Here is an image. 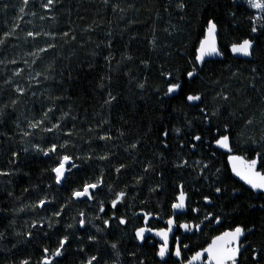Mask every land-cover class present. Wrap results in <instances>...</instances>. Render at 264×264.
Wrapping results in <instances>:
<instances>
[{
  "label": "snow or ice",
  "instance_id": "6c2138e0",
  "mask_svg": "<svg viewBox=\"0 0 264 264\" xmlns=\"http://www.w3.org/2000/svg\"><path fill=\"white\" fill-rule=\"evenodd\" d=\"M63 2L40 0L39 7L45 14L40 15L39 20L56 21V15L49 13L62 7ZM102 2L105 6L110 5V0ZM231 2L236 8L243 6L236 4V0ZM30 3L36 6V0H21L19 21L25 22ZM244 3L253 10L247 16V36L222 45L227 33L222 35L219 19L213 15L200 26L190 52L187 44L176 49L177 55L186 60L183 70H165L164 65H160L159 76L166 88L162 94L159 87L153 90L158 105H163L165 99L182 96L180 108L174 111L195 109L198 115L190 118L188 112H183V123L172 127L171 120L162 112L158 122L148 129L150 133L155 128L157 133L151 149L147 148L143 137L126 146L115 142L124 139L127 133L118 129L114 136L112 120L108 117L123 99L119 88L121 68L134 57L122 54L121 60L113 65L111 31L105 34L106 41L95 43L90 35L86 41L78 39L71 21L67 30L53 25L47 30L33 27L24 31L19 22L0 27V66H3L0 69V145L4 142L19 145L18 150L10 149L9 164L15 167L0 168V183H11L7 178L16 174L21 160L25 161V166L29 161L44 165L39 177L41 183L24 189L25 193H38L37 198H25L18 207L0 209V245H3L0 251L11 252L7 244L17 249L19 245L39 246L43 241L55 238L53 244L39 247L37 260L26 256L14 264H64L73 254L77 256L76 264H124L122 239H109L118 231L121 238L128 237L133 242L132 250L127 253L131 258L128 264H169V261L172 264H264V240L259 246L248 241L249 235L264 232V223L237 224L213 235L206 246L196 251L184 242L191 238L187 234L203 235L206 230L215 232L223 224L227 214L218 207L217 201L227 198V203L233 204L243 195L242 188H229L228 180L232 177L247 186L249 195L264 199V108L258 120L255 115L243 117L245 130L235 131L232 120L236 118V111L229 109L234 107L236 96L227 91L228 85L222 83V78L225 71L231 73L229 79L238 77L240 72H232L230 64L220 69L211 67L224 63L226 51L246 57L247 63L253 65L250 85L257 90L258 68L254 61L264 59V0H244ZM110 6L113 13L127 10L120 3ZM132 7L128 5V8ZM7 8L8 5L4 4L3 10ZM187 8V0H175L174 10L180 20L185 18L183 14ZM207 10L205 7L204 11ZM70 12L69 9V15ZM30 14L37 16L34 11ZM226 15L230 22L237 20L235 11L229 10ZM93 25H96L95 21ZM93 25L83 28L80 36L94 33L96 27ZM171 27L173 32L177 30L176 25ZM233 27L238 29L240 24L234 23ZM21 31H24L23 38L19 35ZM164 31L168 32V29ZM173 32L168 34L171 36ZM21 42L28 44L30 50L19 57L8 56L7 53L15 52ZM89 43H95L89 54L92 59L87 64L90 72L99 71L96 58L101 52L97 50L102 46L109 49L107 55L102 56L106 71L95 82V90L103 97L100 107L108 110V117L95 113L100 119L94 124L86 115L79 118L71 108L65 111L61 107L70 97L65 94V70L58 68L59 61L65 58L61 51L66 45L84 48ZM149 46L153 52L160 46L155 28ZM216 57L220 59H213ZM9 65L13 67L9 68ZM140 65L147 73L153 67L149 59H141ZM131 71L129 69L122 75L129 78L130 85L135 81L143 99L149 86V75L139 80ZM67 79H72L70 71ZM41 86H45L44 91L38 96ZM210 90L214 91L211 109L207 103ZM246 107L247 104L241 105V110ZM84 111L86 113L87 109ZM11 117L14 119L9 128ZM121 147L126 157H121L117 151ZM149 151L150 158L145 154ZM127 157L132 159L125 162ZM220 157L226 158L223 166H217ZM137 164L140 165L139 171L134 167ZM130 172L133 173L131 179L125 182L123 178ZM145 187L147 195H142ZM168 189L173 195L161 200ZM6 196L13 198L14 194L7 191ZM153 199L156 205L150 208ZM165 206L168 212L167 218L163 219L161 209ZM243 207L255 208L256 205L244 204ZM259 207L264 210V203ZM20 213L30 214L31 218L17 230ZM162 219L163 227L151 226V221ZM130 226L131 233L128 231ZM147 246L152 248L150 258L143 255ZM186 252L192 254L188 256Z\"/></svg>",
  "mask_w": 264,
  "mask_h": 264
},
{
  "label": "trees",
  "instance_id": "16d2710c",
  "mask_svg": "<svg viewBox=\"0 0 264 264\" xmlns=\"http://www.w3.org/2000/svg\"><path fill=\"white\" fill-rule=\"evenodd\" d=\"M39 3L40 0H36L35 7L30 3L29 15L25 16V22L30 23H25L18 20V9L21 6V0H0V27H10L12 23L19 22L22 24L24 31L31 30L33 27L36 30H47L53 25L62 30H67L69 21H71V27L76 30L78 39L86 41L90 35L92 41L95 43L106 41L108 37L105 34L111 31L113 33V48L110 51L115 57L113 65L115 66L116 62L121 60L122 54L127 53L134 57L132 61L125 62L119 74L121 77L119 88L123 97L120 101V106L112 111L110 117H108V110L101 109L100 107L103 102V97L95 90V82L99 75L106 71L102 56L107 55L109 49L102 46L101 49L97 50L101 52V56L96 58L98 60L97 66L99 71L90 72L87 64L92 59L89 54L95 48V43H89L84 48H80L78 45L71 47L66 45L61 51V55L65 58L59 61L58 68H64L65 70V94L70 97L61 104V107L65 111L71 108L73 114L79 118H83L86 115L88 121L93 124L100 119V116L95 115V113H100L101 116L108 117L112 120V133L114 136L117 134L118 129L127 133L124 139L115 141L117 144L126 146L127 143L132 142L136 138L143 137L149 149L153 148L152 142L156 140L157 133L155 128L150 133L148 129L151 125L158 122V118L162 115V112L165 114L166 119L171 120L172 127L183 123V112H188L190 118L192 115H198L195 109L190 110L184 108L183 111H174V109L180 108V102L183 99L182 96H177L176 99L172 100L165 99L163 105H158V98L153 90L159 87L162 94L166 88L165 82L159 76L160 65H164L165 70H183L186 67V60L184 56L177 55L176 49H182L183 45L187 44L188 52H190L191 45L196 42V36L199 33L200 26L206 19L213 15L219 19L222 35L227 33V39L221 41L222 45L247 36L249 29L247 16L253 12V10L247 8V5L242 0H236V4L243 5L239 8H236L231 0H187L188 8L183 14L185 18L180 20L179 15L174 10L175 0H110V5L120 3L121 7L127 9L124 13H113L111 6H105L102 0H64L62 7H58L54 13H49V15H56L57 20L42 22L39 20V16L45 13L39 7ZM4 4L8 5L6 10H3ZM130 4L133 5L132 8H128ZM205 7L208 9L207 11H204ZM165 8H168V11H165ZM69 9L71 10L70 15ZM229 10L236 12V21L230 22V18L226 15ZM32 11L36 12L37 16H31L30 12ZM120 16H123V19H120ZM93 21L98 26L93 25ZM237 22L240 24L238 29L233 27V24ZM89 25L95 26L96 31L81 37V30ZM171 25L177 26L175 32H173ZM153 28L156 29V35L160 45L155 52L149 46ZM165 28L168 29V32H173V35L170 36L168 32H165ZM24 31L19 33L21 38L24 36ZM0 35H2V32H0ZM133 36L136 39H130ZM40 43L43 44V41ZM28 50H30L29 45L21 42L20 47L15 52H9L7 55L10 57H19ZM188 52H185V56L190 59L191 57L188 55ZM141 59H149L152 62L153 67L150 73H147L140 65ZM213 59L219 60L220 58L216 57ZM247 59L243 56H234L226 51L223 64L217 63L211 65V67L220 69L230 64L232 66V72H236L237 70L240 72L238 77L229 79L231 73L225 71L222 78V83L228 85L227 91L236 96V103L229 110L236 111V118L232 120V123L234 130L237 132L245 130L243 127V117H252L255 115V118L258 120L260 118L259 113L264 108V79H261V77H264V59L254 61L258 68V72L256 73L257 80L255 81L257 90H253L250 85L252 76L251 68L253 65L247 63ZM12 67L9 65V68ZM2 68L3 66H0V69ZM129 69L132 70V76L139 80H142L144 75H149V86L143 93V99L140 98V90L135 87V81L130 85L128 83L129 78L122 75L123 72ZM69 71L72 75L71 80L67 79ZM44 87L41 86L38 91V96L39 92L44 91ZM185 91H187V86L185 87ZM56 94L59 93L57 92ZM213 94L214 91L210 90L207 97V103L210 109L212 107L211 97ZM243 104H247V107L241 110V105ZM84 109H87L86 113ZM168 113H171V115L168 116ZM121 117H123V120L120 119ZM12 119L14 117L9 118V128L11 127ZM124 121H127V123ZM146 133L147 135H145ZM256 134L258 135L259 133ZM18 148L19 145L15 143L10 144L4 142L0 145V168L8 169L15 167L9 164L10 149L18 150ZM117 151L121 157H126L127 154L123 152V147L117 149ZM145 154L149 158L151 157L150 151ZM249 155H254V153H249ZM131 159L132 157H127L125 162ZM225 159V157H220L217 166H223ZM43 167L44 165L39 161H29L27 166H25V161L21 160L20 166L16 168V174L7 178L11 183H0V209L8 210L12 207H18L25 198L28 200L36 199L38 193H25L24 189L41 183L39 177ZM134 167L137 171L140 170L139 164ZM24 173H29L30 175H24ZM132 174L130 172L128 176L124 177V181L130 180ZM228 186L230 189L232 187L242 188L243 195L233 204H228L227 198L223 201H217L218 207L223 209V212L227 216L217 231L210 232L206 230L205 234L195 236L198 241H207L213 235L237 224L251 226L253 223H264V210L259 207L260 204L264 203V199H257L255 195H249L247 186L243 185V182L239 181L238 178L232 177L229 179ZM204 190L206 192L208 191L207 188ZM7 191L13 192V198L6 196ZM61 195H67V193H61ZM142 195H147L146 187ZM172 195V190L168 189L160 199L165 200ZM244 204H255L256 207H243ZM155 205L156 200L153 199L149 207L154 208ZM81 207H84V205H81ZM161 211L163 213V219H166L167 207L165 206ZM30 218V214L20 213L17 217V230H20L24 226L25 220ZM128 231L131 233V226ZM109 239H122L121 248L124 252L122 260L124 264H128L131 258L127 253L132 250L133 242L128 237L121 238L118 231L114 232ZM262 240H264V232H257L254 235L248 236V241H251L256 246H259ZM54 241L55 238L52 241L45 240L39 246L31 244L19 245L17 249H13L12 244H7V248L12 249V251H0V264H14V262L26 256H31L35 261L40 255L39 247L45 244H53ZM185 243L193 247L192 242L185 241ZM0 248H3V245H0ZM143 255L150 258L152 256V248L150 246L145 247L143 249ZM76 261L77 256L73 254L68 256L64 264H76Z\"/></svg>",
  "mask_w": 264,
  "mask_h": 264
},
{
  "label": "flooded vegetation",
  "instance_id": "af4514ba",
  "mask_svg": "<svg viewBox=\"0 0 264 264\" xmlns=\"http://www.w3.org/2000/svg\"><path fill=\"white\" fill-rule=\"evenodd\" d=\"M151 226L152 227H163L164 224H163V221H161V220L160 221L153 220V221H151ZM187 235L190 236L191 238L190 239H186L185 241H188V242H192L193 243V247H192L193 251L199 250V247H201V246H206V243L207 242H210V239H211V237H210L207 241H205V240L198 241L196 239V237L197 236H200L199 233H197L195 235L196 237L195 236H192L191 234H187ZM215 235H217V234H215ZM191 254H192V252H186L185 253V255H188V256H190ZM170 264H172V261H170Z\"/></svg>",
  "mask_w": 264,
  "mask_h": 264
},
{
  "label": "water",
  "instance_id": "95a60500",
  "mask_svg": "<svg viewBox=\"0 0 264 264\" xmlns=\"http://www.w3.org/2000/svg\"><path fill=\"white\" fill-rule=\"evenodd\" d=\"M155 239H156L157 241L159 240V238H158V237H156Z\"/></svg>",
  "mask_w": 264,
  "mask_h": 264
},
{
  "label": "rangeland",
  "instance_id": "374dc122",
  "mask_svg": "<svg viewBox=\"0 0 264 264\" xmlns=\"http://www.w3.org/2000/svg\"><path fill=\"white\" fill-rule=\"evenodd\" d=\"M242 1H244V0H242Z\"/></svg>",
  "mask_w": 264,
  "mask_h": 264
}]
</instances>
